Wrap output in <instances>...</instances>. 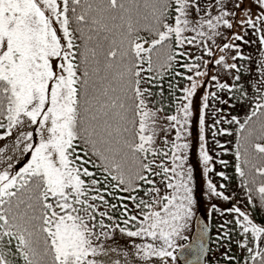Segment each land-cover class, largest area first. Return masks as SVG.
<instances>
[{
	"label": "snow or ice",
	"instance_id": "snow-or-ice-1",
	"mask_svg": "<svg viewBox=\"0 0 264 264\" xmlns=\"http://www.w3.org/2000/svg\"><path fill=\"white\" fill-rule=\"evenodd\" d=\"M0 141V264H264V0H0Z\"/></svg>",
	"mask_w": 264,
	"mask_h": 264
},
{
	"label": "rangeland",
	"instance_id": "rangeland-1",
	"mask_svg": "<svg viewBox=\"0 0 264 264\" xmlns=\"http://www.w3.org/2000/svg\"><path fill=\"white\" fill-rule=\"evenodd\" d=\"M248 39H251V35L248 37ZM246 45H243V47ZM203 91H207V89H204ZM198 97L200 93L197 94ZM199 103L198 98L193 99V117H192V125H191V137L190 143H191V151L189 153V163L193 166L194 168V177H195V182H196V191H197V197L199 200L198 204V213H201L202 216L204 217L205 212L210 211V203H221L224 207H227L226 202H220L216 200L209 201L207 196L205 195L207 191V180L210 177V174L208 176H205L203 174V165L200 163V158H199V121H198V116L196 114L197 112V105ZM10 142V139H9ZM4 141H0V145H2ZM22 160L24 157L21 158ZM20 165H17L19 167ZM237 203H239L236 200ZM213 214L211 215V217ZM211 217L207 220L208 223H210ZM142 242L139 238H129L123 234H121L118 230L115 234L111 235L107 240H104L103 238L101 239L100 243H104L106 247L112 248L115 247L118 249L119 252L122 251H128L130 253L135 252L134 245L135 243H140ZM115 258V259H121L123 262L124 257L122 255H117V253H111L109 254V257H103L104 260H108L109 258ZM130 260H135L138 259L137 257L131 256L129 257Z\"/></svg>",
	"mask_w": 264,
	"mask_h": 264
},
{
	"label": "trees",
	"instance_id": "trees-1",
	"mask_svg": "<svg viewBox=\"0 0 264 264\" xmlns=\"http://www.w3.org/2000/svg\"><path fill=\"white\" fill-rule=\"evenodd\" d=\"M251 40H255V37L251 36ZM257 47H258V44H252L250 46L249 45L244 46L243 49H244L245 53H250V54H252L255 57V56L258 55V53L256 52ZM238 113L241 115V117H243V113L240 112L239 109L233 110L230 106H226L225 107V114L226 115H236ZM207 124H211V120H208ZM223 126L227 127V125H223ZM218 139L220 140V143L226 144V146L229 149V151L226 154H223L222 156L217 158V162L215 164L216 171L217 172H219V171L226 172V174L230 177V180L227 182V183H229V191L233 192L235 194L236 200L240 204L246 203V201H243V199H242L243 196H244V193L239 188L240 177L235 172L236 160H235V157H234L233 152H232V149L234 148V144H235V137L234 136L233 137L221 136V137H218ZM229 140H231L232 143H227ZM208 142H209V150L213 154L215 152L222 151L221 149L217 148L213 144L210 132L208 133ZM219 159H224V160L228 161V167L225 168L224 166H222L218 162ZM245 167H246V170H247V166H245ZM210 177L213 180V182L217 183L218 185L221 184V183H225V181H223L219 176H216L214 173H211ZM257 179H259V177ZM253 195L255 196V193ZM219 222H220L219 218L217 217V215L215 213H213V216L211 217V220H210V223H209V225L212 228L211 236L213 238L216 235V227H217ZM213 259H214V257H213Z\"/></svg>",
	"mask_w": 264,
	"mask_h": 264
},
{
	"label": "water",
	"instance_id": "water-1",
	"mask_svg": "<svg viewBox=\"0 0 264 264\" xmlns=\"http://www.w3.org/2000/svg\"><path fill=\"white\" fill-rule=\"evenodd\" d=\"M197 215H198V216H200V217H201V219L203 220V218H204V217L202 216V214H201V213H198ZM206 222H207V221H206Z\"/></svg>",
	"mask_w": 264,
	"mask_h": 264
}]
</instances>
